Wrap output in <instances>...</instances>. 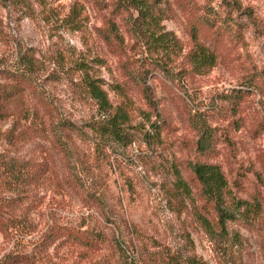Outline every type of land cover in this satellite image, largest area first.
Wrapping results in <instances>:
<instances>
[{
  "label": "rangeland",
  "instance_id": "obj_1",
  "mask_svg": "<svg viewBox=\"0 0 264 264\" xmlns=\"http://www.w3.org/2000/svg\"><path fill=\"white\" fill-rule=\"evenodd\" d=\"M100 1L0 2V83L2 74L29 59L54 108L47 113L25 94L0 111V159L32 160L47 169L23 204L32 208L29 234L3 228L11 217L19 219L22 209L12 207L20 195L0 184V264L14 256H27L31 264H119L107 243L97 250L54 245L48 259H41L42 239L57 228L97 229L111 238L115 233L134 264H264V0H163L150 33L166 42L154 49L140 42L150 33L135 36L115 15L117 0ZM208 16L217 26L205 28L200 40L217 52V62L198 70L190 61L197 48L190 25ZM110 19L116 36L109 31ZM86 78L99 81L113 106L128 114L126 142L102 137L93 127L109 116L88 95ZM249 82L255 88L243 94L234 113L226 97L247 90L241 85ZM197 114L216 132L209 156L195 149L190 120ZM57 120L70 125L61 133L78 174L103 200L117 230L64 183L65 161L52 128ZM197 162L219 166L231 194L251 204L253 211L242 209L228 223L227 238L216 226L218 235L209 234L200 221L202 216L213 222L215 214L190 171Z\"/></svg>",
  "mask_w": 264,
  "mask_h": 264
},
{
  "label": "trees",
  "instance_id": "obj_2",
  "mask_svg": "<svg viewBox=\"0 0 264 264\" xmlns=\"http://www.w3.org/2000/svg\"><path fill=\"white\" fill-rule=\"evenodd\" d=\"M5 1V0H0ZM15 1V0H13ZM163 0H117L116 9H114L117 17H122L123 22L135 36L147 35L156 25L160 10L159 4ZM100 0H97V4H101ZM132 12H136L137 16L134 17ZM123 15V16H122ZM160 17V16H159ZM109 31L111 36H116L117 31L116 24L111 19L108 20ZM216 23L213 19L208 17H202L190 25V34L192 38L196 40L197 48L190 55V61L193 63L194 69L204 70L207 67H212L217 62V52L206 46L205 42L200 39L203 38L205 28L214 30ZM219 29V28H218ZM150 33L151 37L140 38V42L145 44L148 49H154L159 45L160 42H166L164 40L155 39L154 33ZM149 35V34H148ZM222 32H215V36L222 38ZM153 37V38H152ZM139 38V37H138ZM216 38V39H218ZM211 49V50H210ZM36 64L26 59L20 69L5 72L2 74L3 83H0V111H4L7 103L15 101L19 97L28 94L32 95L36 102L46 110L47 113L52 112L54 109L51 105L50 100L46 97L44 92L40 89L37 84L35 76ZM148 72V71H147ZM148 77V76H144ZM84 87L88 95L96 101L97 105L104 112L105 115L109 116V120L104 124H93V127L98 131L102 137H110L120 142H126V133L124 132V126L128 122V114L120 108H115L110 101L109 95L98 83L99 81L93 80L92 78L84 79ZM242 87H247V90H234L230 97H226L232 107V111H239L240 105L243 101V94H250L249 92L255 88V84L252 82L244 83ZM250 90V91H249ZM148 88L143 89L142 93L146 100L147 105L150 109H156V102L153 99L152 94ZM191 126L197 134V142L195 145L196 152L204 157L212 155L216 148V132L209 125V122L202 117V115H194V119L190 120ZM54 127L55 142L59 146L60 154L63 156L65 161V170L67 176L64 183L78 193H81V199L88 208V210H95L101 218H104L106 225H111L112 229L117 230L116 222L110 218L104 211V202L90 189L86 188L84 181L78 174L76 165L72 158V154L68 145L62 138L61 129L65 126L70 127L63 123L61 120H57V123H52ZM71 129V127H70ZM46 167L35 163L32 160H20L16 158L3 157L0 159V184L4 186L8 191L18 193L20 195L19 200L12 204V207L22 209L20 218L11 217L6 226V232H15L16 234H29L33 232L34 227L28 221L29 214L31 211L30 206H23L25 199L30 198L32 193L39 187L40 182L46 174ZM190 171L198 182L201 188V196L209 203L215 214V220L212 222L208 218L202 217L200 213V221L206 231L211 234H217L214 231L216 226L219 230V235L227 238V226L229 222L235 221L238 214H242L241 210H251L250 203L236 199L232 194L229 187V182L222 172L221 168L217 165L197 162L190 165ZM182 183V191L190 194V188L187 184ZM230 196L232 197V203H230ZM33 203L31 202V205ZM253 207L258 208L257 203L252 204ZM234 208V210H233ZM218 235V234H217ZM105 234L97 229H85V230H72L66 228H57L50 231L42 239L43 241L39 245L38 253L41 259H48V253L51 247L55 245L56 249L63 248L65 246L81 247L91 250H97L103 244H110L114 250L118 253L119 264H134L130 262L131 257L128 256L127 250L125 249V243L119 242L114 237ZM58 243V245H56ZM47 257V258H45ZM27 256H14L8 257L6 264H31ZM177 264H181L178 263ZM193 264V263H192Z\"/></svg>",
  "mask_w": 264,
  "mask_h": 264
}]
</instances>
